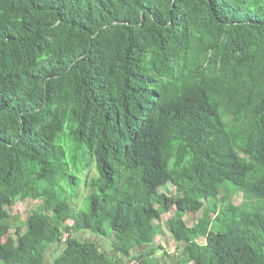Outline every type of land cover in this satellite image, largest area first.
Returning a JSON list of instances; mask_svg holds the SVG:
<instances>
[{
    "label": "trees",
    "instance_id": "1",
    "mask_svg": "<svg viewBox=\"0 0 264 264\" xmlns=\"http://www.w3.org/2000/svg\"><path fill=\"white\" fill-rule=\"evenodd\" d=\"M133 263L264 264V0H0V264Z\"/></svg>",
    "mask_w": 264,
    "mask_h": 264
},
{
    "label": "rangeland",
    "instance_id": "2",
    "mask_svg": "<svg viewBox=\"0 0 264 264\" xmlns=\"http://www.w3.org/2000/svg\"><path fill=\"white\" fill-rule=\"evenodd\" d=\"M85 167V163H82L79 167V169H82V171H84ZM94 175V174H93ZM88 179V175L85 174L82 176V185H81V189H80V194L77 197V200H75V202H80L81 200V208H86L87 206V202H86V197L88 196L89 192L87 189H85V183ZM161 192H163V190H160ZM170 193L172 194V192L175 191V189L170 186L169 188ZM244 195L239 192L236 196L235 202L237 204H242L244 202ZM39 205L38 201H32V200H22L20 198L16 199L15 201V206L13 208L14 210V215L15 216H20L21 219H25L28 216H30L34 210L37 208V206ZM172 208V205H170ZM173 210V211H172ZM170 212H163L161 219L158 223H160L162 225V229L164 230V233H161L160 235L157 236L156 239V244L158 246H162L163 250L169 252V254L171 256L177 254V243L175 242V240L173 239V236L170 232V229L168 227V220L174 215V209H172ZM198 214L194 215V214H187L185 216V219L187 221L190 222V224L193 223V220H195L197 218ZM70 223H73V220H69ZM68 233L65 236V240L68 238ZM79 238H81L83 241H95L96 243L100 244L102 248H107L108 250L110 249L108 246H110V243L108 241H106L105 239L102 238H97V236L94 233L91 232H81L78 234ZM200 243H204V240L201 239L199 240ZM159 256L164 255V251H160L158 253ZM170 261L174 260V259H169ZM136 264V263H133Z\"/></svg>",
    "mask_w": 264,
    "mask_h": 264
}]
</instances>
